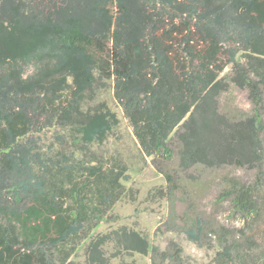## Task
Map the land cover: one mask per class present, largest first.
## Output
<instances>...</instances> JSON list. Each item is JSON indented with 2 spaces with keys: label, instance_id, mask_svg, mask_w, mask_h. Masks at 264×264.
Returning a JSON list of instances; mask_svg holds the SVG:
<instances>
[{
  "label": "trees",
  "instance_id": "obj_1",
  "mask_svg": "<svg viewBox=\"0 0 264 264\" xmlns=\"http://www.w3.org/2000/svg\"><path fill=\"white\" fill-rule=\"evenodd\" d=\"M108 82L167 182L156 192L185 201L187 239L202 245L214 227L183 183L198 167L255 169L251 182L224 176L218 199L243 221L260 218L264 121L223 113L218 98L231 82L264 105V0H0V264H72L84 241V264L183 261L177 242L161 249L126 225L93 234L127 177L95 149L118 123L105 101L91 103ZM50 129L44 149L35 135ZM214 228V264H243L228 228Z\"/></svg>",
  "mask_w": 264,
  "mask_h": 264
},
{
  "label": "rangeland",
  "instance_id": "obj_2",
  "mask_svg": "<svg viewBox=\"0 0 264 264\" xmlns=\"http://www.w3.org/2000/svg\"><path fill=\"white\" fill-rule=\"evenodd\" d=\"M228 64L221 75L230 74ZM220 111L226 114H252L259 111L264 121V105L256 108L249 99L246 89L237 87L229 82L228 89L219 95ZM105 101L116 113L118 123L113 127L106 140L95 147L102 159L110 164L120 162L126 166V178L121 180L124 185L123 196L116 201L109 212V218L102 221L93 234L102 233L121 225L137 229L146 234L150 241L166 248L170 241L177 242L182 250L184 259L181 264H214V254L218 249V233L215 226L228 228V237L238 243L244 255L243 264H264V188L260 190L258 201L260 218L243 221L234 214L227 201L218 199L224 187V176H235L245 182L255 179L256 170L253 168L226 165L220 168H197V180L183 183L189 188L194 207L198 214L212 223L211 231L202 238V245H197L186 238L180 228L186 221V203L178 193H168L163 197L158 189H166L164 176L158 173L151 164V157L144 156L132 134L121 108L113 97L110 82L105 87L97 89L91 103ZM54 130H44L37 133L39 145L46 149L55 140ZM264 146V130L261 133ZM82 242L70 258L72 264H84V247ZM110 249V247L108 248ZM110 251V250H109ZM110 264H151L150 254H123L112 258Z\"/></svg>",
  "mask_w": 264,
  "mask_h": 264
}]
</instances>
